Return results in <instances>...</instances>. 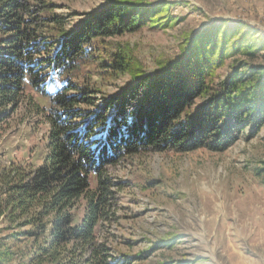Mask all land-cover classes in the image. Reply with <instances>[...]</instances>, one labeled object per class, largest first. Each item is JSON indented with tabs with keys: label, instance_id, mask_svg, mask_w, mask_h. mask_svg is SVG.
Masks as SVG:
<instances>
[{
	"label": "trees",
	"instance_id": "trees-1",
	"mask_svg": "<svg viewBox=\"0 0 264 264\" xmlns=\"http://www.w3.org/2000/svg\"><path fill=\"white\" fill-rule=\"evenodd\" d=\"M37 1L0 0V125L27 85L53 103L43 163L0 168V217L27 227L11 232L25 250L3 242L0 264L16 255L24 258L18 264H149L142 261L148 254L128 257L109 243L117 200L105 169L144 150L221 151L242 135L255 136L264 126V64L252 60L264 50V33L240 20L211 23L185 39L180 55L147 73L129 46L106 39L148 21L170 22L169 2L109 0L70 28L61 15H43L48 0ZM229 59L231 73L218 78ZM84 66L88 72L74 80ZM91 66L104 80L127 74L129 81L90 111L77 105L94 103L96 82H84Z\"/></svg>",
	"mask_w": 264,
	"mask_h": 264
},
{
	"label": "rangeland",
	"instance_id": "rangeland-1",
	"mask_svg": "<svg viewBox=\"0 0 264 264\" xmlns=\"http://www.w3.org/2000/svg\"><path fill=\"white\" fill-rule=\"evenodd\" d=\"M48 1L50 10H43V15H61L70 28L109 5V0ZM141 1L148 6L169 2L164 13L171 21H148L106 42L129 46L147 73L180 55L185 39L211 23L240 20L264 33V0ZM36 9L35 15L41 8ZM231 62L217 71L218 78L231 73ZM252 64H264V50ZM88 70L87 66L75 69L74 80ZM84 78L89 86L96 82V91L90 90L96 92L90 99L93 105H77L88 110L105 103V94L122 89L129 81L127 74L104 80L93 66ZM52 106L49 97L27 85L17 109L0 125V168L43 163L50 147L47 116ZM105 170L115 183L117 200V219L106 234L118 253L148 254L142 261L149 264L182 260L187 264H264V126L249 139L242 135L225 150H144L135 157L123 156ZM83 209L77 211L78 217ZM26 228L10 225L1 216L0 246L7 242L25 250L26 243H15L11 232ZM23 259L16 255L11 264Z\"/></svg>",
	"mask_w": 264,
	"mask_h": 264
}]
</instances>
